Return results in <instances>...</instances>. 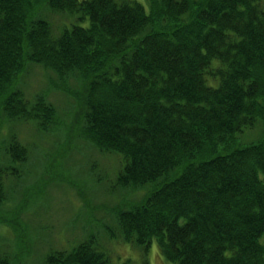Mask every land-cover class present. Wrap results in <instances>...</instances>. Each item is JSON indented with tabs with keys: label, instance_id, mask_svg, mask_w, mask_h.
<instances>
[{
	"label": "trees",
	"instance_id": "trees-1",
	"mask_svg": "<svg viewBox=\"0 0 264 264\" xmlns=\"http://www.w3.org/2000/svg\"><path fill=\"white\" fill-rule=\"evenodd\" d=\"M147 2L0 0V222L24 225L2 211L33 156L14 127L62 124L53 86L75 139L119 156L109 190L133 200L106 231L142 258L89 237L47 264H150L153 239L175 264H264V0ZM33 66L49 88L28 92ZM19 255L0 244V264Z\"/></svg>",
	"mask_w": 264,
	"mask_h": 264
},
{
	"label": "rangeland",
	"instance_id": "rangeland-1",
	"mask_svg": "<svg viewBox=\"0 0 264 264\" xmlns=\"http://www.w3.org/2000/svg\"><path fill=\"white\" fill-rule=\"evenodd\" d=\"M139 1L149 10L147 0ZM51 18L57 24L74 20L73 17L67 20L62 14H53ZM52 74L33 66L26 78L28 92L49 88L47 83ZM49 99L62 118L57 129L39 132L32 125L14 127L21 140L32 148L33 156L25 168L27 176L21 180L18 190L10 194L2 210L8 216L13 215L9 217H17L24 225L16 229L0 222L2 248L19 253L18 264H47L46 259L52 252L70 249L93 237L113 262L121 263L128 258L140 262L142 252L139 248L109 238L106 231L107 226L116 225L113 208L133 200L127 196L130 194L109 190L121 166L119 156L101 153L87 141L75 139L72 115L64 114L72 109L71 98L52 86ZM57 150L61 153L56 155ZM140 194L134 192L131 196L139 197ZM18 229L23 242L19 240L22 237L17 236ZM148 256L150 264H175L165 257L156 239L152 241Z\"/></svg>",
	"mask_w": 264,
	"mask_h": 264
}]
</instances>
